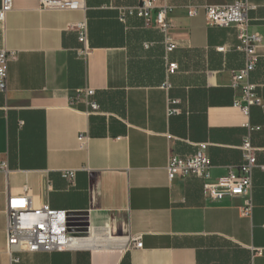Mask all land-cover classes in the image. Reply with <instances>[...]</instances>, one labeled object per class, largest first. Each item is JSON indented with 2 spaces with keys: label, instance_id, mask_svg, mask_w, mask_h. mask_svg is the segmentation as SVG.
<instances>
[{
  "label": "crops",
  "instance_id": "0c3cea01",
  "mask_svg": "<svg viewBox=\"0 0 264 264\" xmlns=\"http://www.w3.org/2000/svg\"><path fill=\"white\" fill-rule=\"evenodd\" d=\"M78 1L41 9L40 0H13L0 22V49L15 53L0 92V264H11L7 205L19 195L84 213L101 244L20 252L21 264H264V47L247 79L262 104L245 110L233 87L247 61L236 28L207 24L206 6L234 0H154L150 19L129 12L142 0ZM254 3L249 33L264 42V0ZM162 7L178 45L170 53L155 25ZM83 21L86 44L70 29ZM170 99L179 100L176 115ZM247 140L258 159L251 217L241 214L244 197H205L199 177L169 181L170 155L202 145L213 178L237 171ZM65 170L76 171L73 184ZM134 236L143 246L126 249Z\"/></svg>",
  "mask_w": 264,
  "mask_h": 264
},
{
  "label": "built area",
  "instance_id": "2783aa9c",
  "mask_svg": "<svg viewBox=\"0 0 264 264\" xmlns=\"http://www.w3.org/2000/svg\"><path fill=\"white\" fill-rule=\"evenodd\" d=\"M254 0H234L217 5L206 6L207 24L215 27L234 26L240 41V48L246 52L245 66L233 74V87L240 88L244 109L261 105V97L253 85L248 82L250 73L256 68L259 54L258 49L264 47V42L258 34H250V12L256 9ZM40 8L78 9V0H40ZM154 0H142L130 13H137L139 17L150 19ZM13 9V0H1L0 22L3 24L6 17ZM167 7H162L155 15V25L164 33V44L167 53L172 52L178 46L176 41L168 34ZM70 29L76 30L81 43L86 44L88 38V24L86 21L70 25ZM15 53L6 49H0V92L6 91L8 62ZM178 63L168 61L167 74H175ZM170 86L169 83L166 84ZM95 90L88 88L85 96L91 97ZM237 101L236 104H241ZM91 111H98V104L90 100ZM179 100L170 99L169 114L176 115L180 112ZM86 136H79L81 146L84 145ZM243 161L238 170L231 169L229 173L220 178H213L210 173L211 161L206 152V145H202L190 155H170L166 171L169 181L177 177L196 176L203 179V191L205 197L213 200L224 198H246L241 207L244 217H251L254 204L251 199L253 185V171L258 167L256 149L247 140L242 146ZM0 170H7V163L0 158ZM62 177L70 184L76 180L75 170L62 171ZM93 236L87 216L84 213L70 212L66 210L52 209L45 203L40 207H34L27 195L9 196L7 205V251L11 256V264H21L18 256L20 252H61L78 251L85 249L78 244V240ZM143 241L140 236H134L128 240L126 249L131 247L141 248Z\"/></svg>",
  "mask_w": 264,
  "mask_h": 264
},
{
  "label": "bare ground",
  "instance_id": "6f19581e",
  "mask_svg": "<svg viewBox=\"0 0 264 264\" xmlns=\"http://www.w3.org/2000/svg\"><path fill=\"white\" fill-rule=\"evenodd\" d=\"M95 237L94 235L91 237H86L78 240V244L81 245L84 248H90L92 249L93 247H97V241L93 239ZM100 244V243H98ZM101 245V244H100Z\"/></svg>",
  "mask_w": 264,
  "mask_h": 264
}]
</instances>
